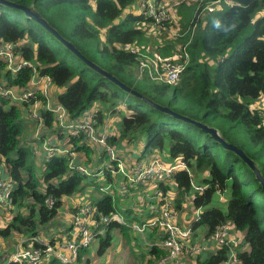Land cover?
Listing matches in <instances>:
<instances>
[{
	"label": "trees",
	"instance_id": "obj_1",
	"mask_svg": "<svg viewBox=\"0 0 264 264\" xmlns=\"http://www.w3.org/2000/svg\"><path fill=\"white\" fill-rule=\"evenodd\" d=\"M12 1L24 6L34 3L41 16L87 58L144 96L181 115L218 128L228 142L258 161L264 174L260 160L264 156V110L257 108L264 99V0H180L174 8L177 18L174 29H171L172 20L165 29H159L137 8L139 0ZM258 14L262 17L256 19ZM0 43H18V59L34 65V68L25 67L13 74L7 63L0 59V84L21 90L28 87L34 75L49 77L54 87L62 90L54 92V98L64 106L71 120L93 110L96 126H103L107 116L118 113L121 100L128 96L86 67L42 26L27 19L21 10L0 5ZM127 45L160 63L175 59L177 53L181 60L187 53L189 62L174 85L160 84L147 76L136 81L134 71L139 65L138 55L125 50ZM99 56L104 59L101 61ZM71 59H75L76 65L70 64ZM142 81H145L143 85ZM170 92L172 98L165 101L164 97ZM40 100L44 104L39 109L44 123L40 131L43 139L54 137L52 140L71 145L73 151L80 153L75 163H82L91 170L109 159L106 152L89 143L85 133L73 136L63 132L56 126L54 114L46 109L45 98L40 96ZM134 100L140 105L126 102L128 112L121 114L119 133L109 137V144L119 150L131 143L135 149L143 145L147 152L158 154L167 150L172 159H183L187 168L175 173L174 187L160 184L163 196H168L172 188L181 195L194 194L191 171L207 172L209 178L203 180L204 186H200L203 191L195 192V198L191 200L194 208L199 210L197 220L192 223L193 229L201 231L207 238L217 226L231 223L243 234L247 246L236 248V264H264V223L254 204L256 196L247 195L244 183L232 167L216 156L209 146H201L191 132L205 136L211 144L217 143L194 126ZM33 102L19 104L0 97V165L15 182L11 192L12 206L7 211L11 219L0 226V239L10 247L19 237L45 235L44 229L59 216L64 199L84 194L88 185L103 192L100 197L89 200L98 211L121 217L124 214L127 218L128 211H121L123 208L114 196L104 191L105 183L116 182L110 172L103 176H83L70 168L68 155L44 160L41 162L44 163L43 170H37L32 146L22 143L26 129L24 122L28 120L26 111ZM257 146L261 147L258 153L253 151ZM224 152L230 164L241 163L254 177L238 156ZM125 155L118 153L124 164L130 166ZM230 181L231 199L227 210L215 207L204 210L217 193L226 191ZM177 195L178 209L182 206V198ZM49 199L54 201L52 206L48 204ZM2 210L0 207V214ZM130 230L125 224L112 222L106 234L99 236L97 255L107 254L116 231L130 238ZM155 236L163 239L157 227L148 236L153 243L147 245L144 264H157L166 255L165 249L155 245V241H160ZM229 252L230 246L224 245L205 255L190 254V264H227ZM48 264L61 263L49 260Z\"/></svg>",
	"mask_w": 264,
	"mask_h": 264
},
{
	"label": "built area",
	"instance_id": "obj_2",
	"mask_svg": "<svg viewBox=\"0 0 264 264\" xmlns=\"http://www.w3.org/2000/svg\"><path fill=\"white\" fill-rule=\"evenodd\" d=\"M137 8L143 14L148 15L159 29L166 28V25L171 21L170 14L162 7L159 0H139ZM17 49L18 43H0V59L5 61L8 68L15 73L25 67L34 68L33 63L18 59ZM124 49L138 55L139 65L135 67V71L140 78L147 76L150 80L160 84L174 85L178 83L189 62L187 53H185L184 60H181L180 54H176L175 59L160 63L155 59L147 58L136 47L127 45ZM53 86L49 77L38 75H34L28 87L21 90L19 94L16 93L17 88L0 84V97L14 100L19 104L34 101L33 105L28 107L26 116L29 121L36 124L37 131L33 141L37 146L42 147L41 151L46 161L58 155H68L70 168L83 176L93 177L96 174L103 176L108 172L114 176L122 174L124 180L120 182L118 190L123 197L128 196L130 188L143 186L140 188L143 189L142 192L144 189L153 188V194L144 192L137 202L151 213V217L141 224L132 225L131 228L144 241L148 240L147 233L153 228L157 227L161 230L163 239L156 244L165 249L166 255L157 264H190V254L204 253L203 249L207 246H217L216 248H218L224 245L230 246L227 264L230 262L236 264L235 246L237 244L234 239L241 232L233 224L219 225L212 234L203 239L201 235L204 234L199 230H194L193 226L184 229L176 223L179 213L174 206L172 196H163L160 184L172 183L175 173L187 168L183 159L179 158L175 165H166L160 161L158 154H152L148 160H136L127 168L124 161L118 156L119 152L116 147L109 144L110 133L105 129L102 132L97 130L94 111L88 110L79 119L71 120L62 104L51 102L50 89L54 88ZM40 96L46 100V109L54 114L56 126L73 136L80 132L85 133L89 143L97 148H102L108 154L109 159L103 161L98 168L91 170L82 163H75L78 160L79 152L73 151L71 145L52 144L50 139H43L40 131L43 129L44 123L39 109L44 104L40 100ZM262 117L264 118V111ZM3 171L4 173H1ZM14 185L15 182L8 175L6 168L5 170L0 168V207L10 208L12 206L11 192ZM192 186L195 192L203 191L200 186ZM194 198L195 193L187 196L190 201ZM48 204L52 206L53 199H49ZM122 220L123 218L119 214L105 215L98 211L90 201H86L78 206L77 212L73 215L72 228L64 237L48 240L39 235L22 239L4 264H44L45 261L51 259L61 264H77L82 252L90 250L99 236L106 234L112 222L117 221L124 224ZM195 220H197V216ZM239 247L242 248V246Z\"/></svg>",
	"mask_w": 264,
	"mask_h": 264
},
{
	"label": "rangeland",
	"instance_id": "obj_3",
	"mask_svg": "<svg viewBox=\"0 0 264 264\" xmlns=\"http://www.w3.org/2000/svg\"><path fill=\"white\" fill-rule=\"evenodd\" d=\"M180 0H159V2L161 3L162 7L168 11V13L170 14L171 20H172V24H171V29L175 28V25L177 24V18H176V14L174 11V8L178 6ZM187 1H191V0H187ZM214 8V7H212ZM220 8V7H218ZM225 11V10H223ZM206 14V13H204ZM262 17L261 14H258V16L256 17V19ZM169 22V23H170ZM205 23V22H204ZM165 29V28H164ZM171 36H174L172 33ZM179 54V53H177ZM100 60L102 61L104 58L103 56H99ZM19 62V61H16ZM70 64H72L73 66L76 65V61L75 59H71L70 60ZM13 74H15V71H12ZM145 81H142V84ZM43 86V85H42ZM23 90V89H21ZM20 89H17L16 93L19 94ZM54 92H62V90L58 89V88H52L50 89V100L51 102H56V98H54L55 94ZM122 94V93H121ZM125 96V95H122ZM172 98V94L170 92V94H168L167 96L164 97L165 101H169ZM126 100L131 102L133 105L135 106H139L140 104L134 100V98H130L129 96L126 97ZM13 102H15L14 100H12ZM121 106V105H119ZM142 108H145L144 106H141ZM124 109H127V107L125 106H121V109H118L119 111H123ZM128 110H126V112H118L117 115H119V118L121 119V114L123 113H127ZM26 122V123H25ZM24 122V126H25V131L22 134V143L24 142L25 144H29L30 146H32L33 149V156L35 158V163H36V168L39 172H41L44 167V163H41L42 161H44V154L42 153L41 146H37L35 144V142L33 141L34 136L36 135V124L32 123L29 120H26ZM115 125H119L116 116H114V118L108 123L109 128H111V130H115V127L117 128L118 126ZM28 126H30L29 128H27ZM120 128V127H119ZM118 133H119V129H118ZM117 130H116V134ZM68 134V133H67ZM191 135L193 136V138L200 143L201 146H203V144L207 145L210 147V149L214 152V154L218 157L221 158V160H224L225 163L229 166L232 167V169L236 172V174L239 176V178L242 180V182L244 183V192L251 196L252 194H254L256 196L255 200H254V204L257 208L258 211V216L259 218L262 220V222L264 223V190L259 188L258 186V182L257 180L249 173L245 170V168L242 166L241 163H234V164H230V162H228V158H227V154L226 152H224L223 148L217 144H211L210 142H208L207 138L205 136H199L198 133L196 132H191ZM238 142L240 143V138L237 139ZM128 148H134L135 146H133V144H127L125 145ZM261 150L260 146H257L253 149V151H256L257 153L259 152V150ZM126 152H129L126 151ZM124 152H121V155H123ZM126 154V153H125ZM156 154V153H154ZM158 157L160 159V161L166 165H175L178 161V159H172L169 156V152L167 150H165L164 152L158 153ZM261 164L264 166V156L261 157ZM46 161V160H45ZM3 168V167H2ZM3 170H5V168H3ZM1 173H4L1 172ZM112 175V174H111ZM191 175H192V183L194 186H204V181L205 179L209 178L208 177V173L205 171H201L200 174L196 173V170L193 169L191 171ZM112 177L115 178V181H117L116 176L112 175ZM112 184V186H111ZM105 183L104 186V191H108L110 194H112L114 196V199L117 200V202L119 203V205L121 206V203L124 202V197L121 196V193L119 192V190L117 189V187L115 185L118 186L117 182L114 183ZM169 185H173V183H169ZM231 181L228 183L227 185V189L226 191L221 194V193H217L213 200L212 203L209 204V206L204 207V210H209L211 208H219L222 209L223 211L227 210V205L229 200L231 199ZM260 185V184H259ZM203 188V187H202ZM102 191H98V189L94 186V185H88V187L85 189L84 191V199H83V203H85L86 201H91V199L93 198H97L100 197L102 195ZM195 193V192H194ZM178 194L181 196V201L183 205H188L187 208H193L191 204L190 199H187V196L189 194H182L178 191ZM179 197L176 196V201ZM87 199V200H86ZM127 201V199H125ZM174 200V206H176V202ZM64 202L66 203L65 208L63 207V210L61 209V211H63V213L61 215H59L58 217L60 218H56L55 219V226L58 224V222H60V220H67V214L71 211L70 209L76 205V199L75 196L68 197L64 199ZM123 204V203H122ZM80 205V203L78 204V206ZM70 206V209H69ZM77 207V205H76ZM74 208V207H73ZM10 208H4L2 210L3 214H0V226H4L6 224V222L8 220L11 219V214L8 213L7 211H9ZM123 210L128 211L127 215L129 217L128 220L130 221H125L124 219L122 220L125 223L129 224V225H133V222L131 221H136L138 223L141 224L142 221H146L148 219L149 216L143 215V216H139L137 217L136 220H134L133 218H135L134 216L132 217L129 210L127 209V207H124ZM121 209V211H123ZM6 211V212H5ZM60 211V212H61ZM184 212L180 213L176 219V223L184 228H191L192 227V223L194 222L196 216H197V209L193 208V209H184L183 206V210ZM148 215V214H147ZM186 218V219H185ZM193 218V219H192ZM53 222V223H54ZM50 225V224H49ZM48 225V226H49ZM47 226V227H48ZM115 232L113 231L112 234H114ZM117 235H114L116 237H114V240L112 242V246L111 248L106 252L107 254L102 255V256H98L97 252L99 249V239L92 245L91 247V251L93 256L90 259H84V261L81 264H144L143 262V256L145 255V253L147 252V245H150L151 241H148V236H147V241H144L142 238H140L139 236H136V232L130 231V235L132 237H125L123 235V233L116 231ZM44 238H47L45 235L41 234ZM148 235V233H147ZM234 241L236 242V246L235 249L238 248L239 246H242L243 249H245L246 243L243 239V234H238L235 236ZM5 244L3 243V241L0 239V250H5L4 249ZM217 246H213L211 247H204V253L203 255L213 252L214 250H216ZM1 253V251H0ZM234 262H230V264H233Z\"/></svg>",
	"mask_w": 264,
	"mask_h": 264
},
{
	"label": "water",
	"instance_id": "obj_4",
	"mask_svg": "<svg viewBox=\"0 0 264 264\" xmlns=\"http://www.w3.org/2000/svg\"><path fill=\"white\" fill-rule=\"evenodd\" d=\"M0 5L12 9L21 10L27 19H30L42 26L46 31L54 36V38H56L65 49L69 50L73 55L79 58L86 65V67L91 69L99 76L108 80L112 85L118 87L129 97L136 98L147 105L150 109L159 110L161 112L169 114L175 119L180 120L188 125L194 126L195 128L210 136L218 145L223 148L224 151L232 152L236 156H238L240 160L245 163L247 168L254 174L255 179L264 190V174L260 163L249 157V155L242 148L228 142L218 128L210 126L208 124H204L201 121L191 119L188 116L181 115L170 107L155 102L151 98L144 96L138 90L129 86L126 82L122 81L119 77L109 72L97 62H94L87 58L70 40L64 38L57 29L52 27L49 22L41 16V14L36 10L34 3H32L30 6H24L12 0H0Z\"/></svg>",
	"mask_w": 264,
	"mask_h": 264
},
{
	"label": "crops",
	"instance_id": "obj_5",
	"mask_svg": "<svg viewBox=\"0 0 264 264\" xmlns=\"http://www.w3.org/2000/svg\"><path fill=\"white\" fill-rule=\"evenodd\" d=\"M264 15V14H263ZM135 72V74H136V81H141L142 79L137 75V73H136V71H134ZM54 87V86H53ZM55 88V87H54ZM127 100H126V98H125V100H121V103H120V105L122 106H125V107H127ZM121 106H119L118 107V109H121ZM257 108H260V109H262V111L264 110V99L263 100H261L258 104H257ZM117 109V111L118 112H126V109H124L123 111H119ZM118 113H116V114H110V115H108L107 116V118H106V121H105V123H104V125L103 126H99V127H97V130L99 131V132H102L103 131V129H105L107 132H109L110 133V136H114V135H117L116 134V130H117V133H118V129H119V127H120V123H121V119L119 118V115H117ZM114 116H116V118H117V121H118V123H119V125H115V126H118L117 128L115 127V130H111V128H109V126H108V123H109V121H110V119L112 120L113 118H114ZM52 139H54V137H52ZM51 139V140H52ZM52 142V144H54V143H59V144H61L60 142H57L56 140H52L51 141ZM100 150H102V148H100ZM117 150H118V152L119 153H121V152H124V153H126V157H125V160L127 161V164H132L134 161H136V160H148L149 158H150V156L152 155V154H154V153H152V152H150V151H146L145 149H144V146L143 145H141L140 147H138V148H128V147H126V146H121V149L119 150L118 148H117ZM129 150V152H126V151H128ZM102 151H104V150H102ZM144 151H146L145 153H144ZM104 153H105V151H104ZM79 157H80V153H79ZM124 161V160H123ZM125 163V162H124ZM126 164V163H125ZM101 165V162L99 163V164H97V166H100ZM127 168H128V166L127 165H125ZM5 168L3 165H0V168ZM127 171H129V169H126ZM116 179H117V183H118V186H119V184H120V182L121 181H123L124 180V176L122 175V174H118L117 176H116ZM111 184V183H110ZM111 186H112V184H111ZM116 187H117V189H118V186L117 185H115ZM171 186H173V185H171ZM174 187V186H173ZM140 188H143V186H138V187H134V188H130V191L128 192V196L127 197H124V202H122L123 204H121V207L122 208H124V207H127V209L129 210V212H130V214H131V216L133 217H135V218H133L134 220H136L137 219V217H139V216H143V215H146V216H149V215H147L149 212H147V210L144 208V207H141L137 202H138V198L140 197V195L141 194H143L144 192H149V194H153V192H154V189L153 188H148V189H144V192H142L143 191V189H140ZM173 190H176L175 188H172ZM172 190V192H170L169 193V197H171L172 199H173V203H174V200L176 199V196H178L177 194V191H173ZM75 199H76V205H77V207H76V205L75 206H73L71 209H70V206H69V209L71 210L68 214H67V220H60V222H58V224L55 226V220L52 222V223H50V225L48 226V227H46L44 230H45V236L47 237V239L48 240H50V239H52V238H62V237H64L65 236V234H67L69 231H70V229L72 228V220H73V215L77 212V209H78V204L80 203V204H83V199H84V194H80V195H76L75 196ZM125 199H127V201L125 200ZM87 200V199H86ZM177 200H179V199H177ZM175 202H176V200H175ZM190 205H192V204H190ZM65 206H66V203L64 202V205H63V207L65 208ZM183 206H184V209H185V207H186V209H193L194 208V206H193V208H187V206L188 205H183L182 204V206L180 207H178V209L176 208V210L178 211V213L180 214V213H182V212H184V211H182L183 210ZM176 207V206H175ZM2 208V207H1ZM2 209H4V208H2ZM62 210H63V208H62ZM123 211H126V210H123ZM63 213V211H61L60 213H59V215H61ZM2 214H3V212H2ZM61 217V216H60ZM60 217H58V218H60ZM122 217H123V219L125 220V221H130V220H128L125 216H124V214L122 215ZM151 217V216H150ZM186 219V218H185ZM193 219V218H192ZM131 222H133V221H131ZM136 223H138V222H136V221H134L133 222V225L134 224H136ZM125 225H127V226H129L130 228L132 227V225H129V224H127V223H125ZM130 231H132V228H131V230ZM134 231V230H133ZM200 233H202L201 231H199ZM116 235H117V233H115ZM151 234V231L150 232H148V236ZM203 234V233H202ZM156 235V234H155ZM138 235L136 234V236L135 237H137ZM130 237H132L131 235H130ZM156 237V239H158V240H161L160 239V237L159 236H155ZM201 237L203 238V239H205L206 237L204 236V235H201ZM138 238V237H137ZM22 239H25V238H21V237H19V238H17L16 239V241L9 247L8 245H7V243L6 242H4L3 240V243L5 244V247H4V249L5 250H0L1 251V253H0V264H3V262H4V260L5 259H7L8 257H9V255L14 251V249H15V247H16V245H17V243L19 242V241H22ZM157 242H159V241H155V245H157L156 243ZM153 243V242H152ZM151 243V244H152ZM150 244V245H151ZM158 246V245H157ZM212 248V247H211ZM93 256V254H92V251H91V249L90 250H84L83 252H82V254H81V257H80V259H79V262L77 263V264H81L83 261H84V259H90L91 257ZM94 257V256H93ZM49 261V260H48ZM48 261H45L44 262V264H48ZM51 261V260H50Z\"/></svg>",
	"mask_w": 264,
	"mask_h": 264
}]
</instances>
